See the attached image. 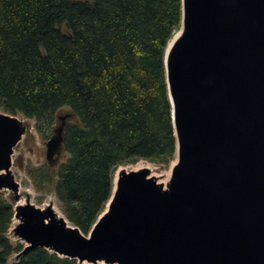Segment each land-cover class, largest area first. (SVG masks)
Here are the masks:
<instances>
[{
	"label": "water",
	"instance_id": "water-1",
	"mask_svg": "<svg viewBox=\"0 0 264 264\" xmlns=\"http://www.w3.org/2000/svg\"><path fill=\"white\" fill-rule=\"evenodd\" d=\"M177 32L164 52L176 158L167 189L145 170L122 172L86 235L49 206H17L16 259L42 248L79 264H264V0H181ZM70 118L56 115L47 165ZM24 131L0 113V191L14 204Z\"/></svg>",
	"mask_w": 264,
	"mask_h": 264
},
{
	"label": "trees",
	"instance_id": "trees-1",
	"mask_svg": "<svg viewBox=\"0 0 264 264\" xmlns=\"http://www.w3.org/2000/svg\"><path fill=\"white\" fill-rule=\"evenodd\" d=\"M180 21L181 0H0V110L33 119L42 137L71 114L54 180L46 163L26 176L37 192L52 184L82 235L115 168L174 157L164 52ZM12 213L0 192V264H79L42 248L7 262L22 250L6 237Z\"/></svg>",
	"mask_w": 264,
	"mask_h": 264
},
{
	"label": "rangeland",
	"instance_id": "rangeland-1",
	"mask_svg": "<svg viewBox=\"0 0 264 264\" xmlns=\"http://www.w3.org/2000/svg\"><path fill=\"white\" fill-rule=\"evenodd\" d=\"M60 110L67 111L66 108H62ZM0 113L4 112L0 110ZM8 115L15 116L17 119L22 121L23 125L25 126L24 134L21 136L19 142L13 147L10 167L11 174L13 175L14 180L19 186L18 191L22 196L19 200V203H17L18 205H16L11 201V194L8 191L4 190L0 192L3 194L5 200L11 205L12 209L15 206H23L26 202H28L29 204L33 205L34 207H38L41 210H44L47 206H49L52 208L53 211H55L56 213L58 212L62 215L59 208V204L53 196L52 184L50 186H46L41 192H37L32 189L30 182L26 176L27 169H34L45 163L44 143L50 135V129H48V131L45 133V137H42L35 130V121L33 119L24 118L18 113ZM51 126H53V124ZM65 158L66 155L63 152H60L59 156L57 157V160L51 165H47L49 175L51 176V181L54 180L55 169L60 163L64 161ZM174 158L175 157H173V159L165 166L138 160L134 163L122 164L115 168V170L119 167H122L128 169L129 171H134L132 168L143 167L147 169L145 171L148 175L151 174L153 176H156L168 173H170L171 175V163L174 161ZM18 223L19 219L13 216L6 231V237L9 242L17 243L18 245L20 244L23 247L24 243L16 235H14L12 231ZM15 260L16 254L14 253L7 258V262L9 263Z\"/></svg>",
	"mask_w": 264,
	"mask_h": 264
},
{
	"label": "bare ground",
	"instance_id": "bare-ground-1",
	"mask_svg": "<svg viewBox=\"0 0 264 264\" xmlns=\"http://www.w3.org/2000/svg\"><path fill=\"white\" fill-rule=\"evenodd\" d=\"M177 34H178V32L172 37V39L170 41H172L177 36ZM175 161H176V158H174V161L171 163V167L175 164ZM132 169L134 171H137V170H147L146 168H143V167H140V168H132ZM127 171H129V170L128 169H125V168H122V167H119L118 169H116L114 171V173L112 175V185H113V187L115 186V183H116L117 179L119 178L120 174L122 172H127ZM144 177L145 178L152 179V181L154 182V184L157 187H159L161 190H166L167 189V186H168L169 179H170V173H168V174H160V175H156V176H153L151 174H149V175L148 174H145ZM17 203H19V202H17ZM17 203H15V204L18 205ZM51 210H52V208H51ZM52 213H53L55 219L63 218V217H59V216H62V215L60 213H58V212L56 213L55 211L52 210ZM65 225L66 226H69V224L67 222H65Z\"/></svg>",
	"mask_w": 264,
	"mask_h": 264
}]
</instances>
